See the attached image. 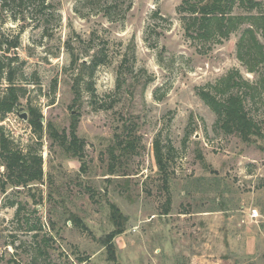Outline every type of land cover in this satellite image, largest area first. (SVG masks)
Segmentation results:
<instances>
[{"label":"rangeland","instance_id":"obj_1","mask_svg":"<svg viewBox=\"0 0 264 264\" xmlns=\"http://www.w3.org/2000/svg\"><path fill=\"white\" fill-rule=\"evenodd\" d=\"M181 2L0 0V40L18 43L0 49V63L17 56L23 93L1 125L23 153L40 145L43 164L39 183L0 193V264H264V96L245 99L262 132L244 143L196 90L231 73L253 86L258 75L238 60L242 30L220 43L185 36ZM73 57L101 64L83 69ZM29 109L42 117L40 139L16 115ZM74 122L82 159L47 133L69 139ZM112 207L122 229L113 261Z\"/></svg>","mask_w":264,"mask_h":264},{"label":"trees","instance_id":"obj_2","mask_svg":"<svg viewBox=\"0 0 264 264\" xmlns=\"http://www.w3.org/2000/svg\"><path fill=\"white\" fill-rule=\"evenodd\" d=\"M176 11L184 27L185 36L200 44L220 43L221 40H227L232 33L242 30L236 52L238 60L246 67L247 72L258 75L253 86H248L238 73H231L208 90L203 88L196 90L201 101L215 114L217 126L225 134L235 135L244 143H248L253 136L261 137L262 127L249 116L244 103L247 97L254 99L255 96H264V72L259 71L264 65V2L259 0H182ZM234 11L241 13L234 15ZM153 16H158L157 11L153 13ZM17 48V41L5 43L0 40V49L3 53L15 52ZM7 58L6 64L0 63V86L3 83L7 85L0 93V169L3 168V171H0V193H5L8 188L27 189L43 178V164L38 153L40 145L35 150L28 148L23 153L1 125L8 115L15 112L23 95L15 84L11 66L14 61H18V58L15 55L12 59ZM76 61L73 57L72 64L74 65ZM77 62L80 63L81 68L91 67L92 70L101 64L96 57H91L86 63L83 59ZM27 123L40 139L43 132L41 115L34 109H29ZM76 124V122L72 124L69 139L66 138L65 133L59 135L52 125H48L47 133L58 147L82 159L84 143L75 136ZM120 146L121 143H118V147ZM153 153L159 174L166 177L168 169L165 154L157 141L154 142ZM22 210V207L17 209V216ZM112 210V220L116 229L105 240L111 261L114 260L112 242L122 233L121 216L115 207H112ZM31 231H37L36 227H31ZM40 242L44 246L47 245L46 239ZM39 254H45L44 249L40 248ZM87 260L80 259L78 262L83 264Z\"/></svg>","mask_w":264,"mask_h":264},{"label":"water","instance_id":"obj_3","mask_svg":"<svg viewBox=\"0 0 264 264\" xmlns=\"http://www.w3.org/2000/svg\"><path fill=\"white\" fill-rule=\"evenodd\" d=\"M16 115H17V117L19 119H21L23 121H27L28 120V115L26 113H22V114L17 113Z\"/></svg>","mask_w":264,"mask_h":264},{"label":"built area","instance_id":"obj_4","mask_svg":"<svg viewBox=\"0 0 264 264\" xmlns=\"http://www.w3.org/2000/svg\"><path fill=\"white\" fill-rule=\"evenodd\" d=\"M251 217H252V218H256V217H257V214H256L255 211L251 214Z\"/></svg>","mask_w":264,"mask_h":264}]
</instances>
